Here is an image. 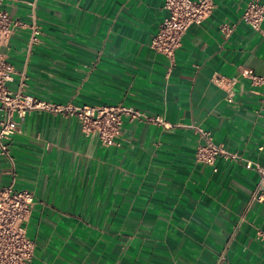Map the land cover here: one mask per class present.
<instances>
[{
    "label": "crops",
    "instance_id": "crops-1",
    "mask_svg": "<svg viewBox=\"0 0 264 264\" xmlns=\"http://www.w3.org/2000/svg\"><path fill=\"white\" fill-rule=\"evenodd\" d=\"M247 2L214 0L171 65L149 46L163 0L4 1L22 23L1 48L11 89L57 103L132 105L170 125L125 118L117 144L103 146L75 118L28 114L9 145L16 187L35 200L30 264H264L255 237L264 205L249 201L257 173L223 157L196 162L191 127L264 163V87L242 75L264 76V19L260 31L245 24ZM31 14L40 27L32 45ZM215 73L235 79L232 101ZM8 169L0 157V186Z\"/></svg>",
    "mask_w": 264,
    "mask_h": 264
},
{
    "label": "built area",
    "instance_id": "built-area-1",
    "mask_svg": "<svg viewBox=\"0 0 264 264\" xmlns=\"http://www.w3.org/2000/svg\"><path fill=\"white\" fill-rule=\"evenodd\" d=\"M5 0H0V157L9 165V180L0 186V264H30L35 251L34 242L28 237L26 224L30 218L34 195L27 189L16 187L15 160L10 151L9 140L17 132L20 122L33 111H46L75 118L82 134L95 136L103 146L117 144L122 132L124 119L129 121L151 122L169 128L162 116H151L146 112L123 103L117 104H72L57 103L26 93L21 87L11 89L14 69L6 60L1 48L6 45L12 33L22 23L13 19L1 8ZM214 0H163L165 16L152 36L149 46L164 55L171 65L175 62V52L181 44V38L187 29L200 25L211 14ZM29 44H35L40 27L31 14ZM264 19V0H248L241 20L255 31H260ZM224 31H232V26L221 24ZM251 85L264 87V76L254 74L250 69L242 72ZM212 82L227 92V100L232 101V86L235 79L226 78L218 73L212 76ZM199 137L195 150L196 162L214 165L219 157L242 164L253 169L258 175V186L249 201H258L264 205V163L243 158L237 152H231L213 140L212 134L198 126L191 125ZM216 169L214 168V171ZM255 237L264 244V229L256 228Z\"/></svg>",
    "mask_w": 264,
    "mask_h": 264
}]
</instances>
